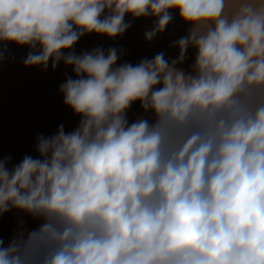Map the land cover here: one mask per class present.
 Here are the masks:
<instances>
[{"label":"clouds","instance_id":"obj_1","mask_svg":"<svg viewBox=\"0 0 264 264\" xmlns=\"http://www.w3.org/2000/svg\"><path fill=\"white\" fill-rule=\"evenodd\" d=\"M174 12L175 58L75 51L126 16L153 19L151 42ZM9 44L26 68L71 67L59 92L80 119L0 159V217L22 214L0 264H264V0H0V63Z\"/></svg>","mask_w":264,"mask_h":264},{"label":"rangeland","instance_id":"obj_2","mask_svg":"<svg viewBox=\"0 0 264 264\" xmlns=\"http://www.w3.org/2000/svg\"><path fill=\"white\" fill-rule=\"evenodd\" d=\"M173 22L153 41L144 40V32L153 24L152 18L132 20L130 16L125 21H131L132 27L123 36L110 39L106 36L88 34L75 45L79 54L84 50L102 47L123 49V55L118 64L138 63L143 58H152L163 51L166 56L175 58L178 49L167 48L168 43L185 35L189 25L184 24L178 12L173 13ZM168 45V46H167ZM28 52L27 47L7 45L6 56L10 57L0 63V159L11 156L12 164L19 163L25 155L36 157V137L40 134L49 136L57 131L58 126H64L65 131H72L78 126L80 117L63 103L59 86L67 76H72L71 67L62 62L56 70L51 64L47 71L39 67H24L23 58ZM14 57V59H11ZM194 51L189 50L185 68L193 61ZM143 115L139 102L132 105L128 112L130 122ZM22 215L12 210L0 217V238L5 244L12 237L17 225V217ZM27 226L35 228L38 222L27 219Z\"/></svg>","mask_w":264,"mask_h":264},{"label":"bare ground","instance_id":"obj_3","mask_svg":"<svg viewBox=\"0 0 264 264\" xmlns=\"http://www.w3.org/2000/svg\"><path fill=\"white\" fill-rule=\"evenodd\" d=\"M168 45H170V44L168 43ZM168 45H167V46H168ZM167 48H169V49H170V47H167Z\"/></svg>","mask_w":264,"mask_h":264}]
</instances>
